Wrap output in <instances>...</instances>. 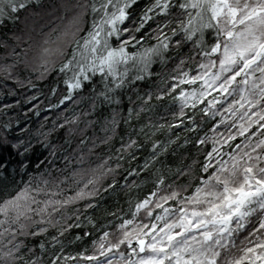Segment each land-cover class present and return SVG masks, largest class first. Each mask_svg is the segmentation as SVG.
<instances>
[{"label": "clouds", "instance_id": "clouds-1", "mask_svg": "<svg viewBox=\"0 0 264 264\" xmlns=\"http://www.w3.org/2000/svg\"><path fill=\"white\" fill-rule=\"evenodd\" d=\"M0 264H264V0H0Z\"/></svg>", "mask_w": 264, "mask_h": 264}]
</instances>
